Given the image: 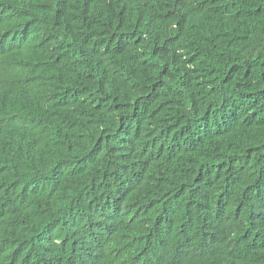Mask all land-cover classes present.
<instances>
[{
    "label": "trees",
    "instance_id": "obj_1",
    "mask_svg": "<svg viewBox=\"0 0 264 264\" xmlns=\"http://www.w3.org/2000/svg\"><path fill=\"white\" fill-rule=\"evenodd\" d=\"M0 264H264V0H0Z\"/></svg>",
    "mask_w": 264,
    "mask_h": 264
}]
</instances>
